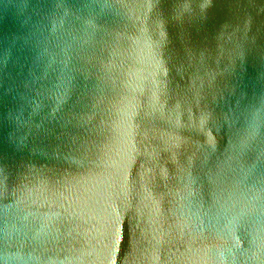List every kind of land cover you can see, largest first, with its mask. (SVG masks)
<instances>
[{"label": "water", "instance_id": "water-1", "mask_svg": "<svg viewBox=\"0 0 264 264\" xmlns=\"http://www.w3.org/2000/svg\"><path fill=\"white\" fill-rule=\"evenodd\" d=\"M0 264H264V0H0Z\"/></svg>", "mask_w": 264, "mask_h": 264}]
</instances>
